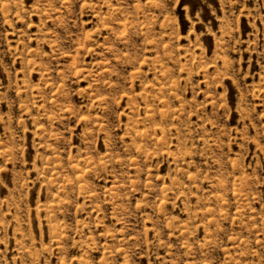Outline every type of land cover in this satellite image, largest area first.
<instances>
[{
  "label": "rangeland",
  "instance_id": "obj_1",
  "mask_svg": "<svg viewBox=\"0 0 264 264\" xmlns=\"http://www.w3.org/2000/svg\"><path fill=\"white\" fill-rule=\"evenodd\" d=\"M0 264H264V0H0Z\"/></svg>",
  "mask_w": 264,
  "mask_h": 264
}]
</instances>
